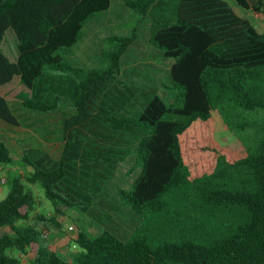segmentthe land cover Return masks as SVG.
Returning a JSON list of instances; mask_svg holds the SVG:
<instances>
[{"label": "trees", "instance_id": "obj_1", "mask_svg": "<svg viewBox=\"0 0 264 264\" xmlns=\"http://www.w3.org/2000/svg\"><path fill=\"white\" fill-rule=\"evenodd\" d=\"M235 1L264 14V0ZM123 2L137 13L136 27L104 39L113 45L102 54L107 68L87 69L71 64L73 48L112 0H0V164L15 162L8 141L17 140L20 162L33 168L29 180L41 184L54 207L52 217L38 214V220L69 230L57 215L89 209L102 188L91 185V169L134 153L141 171L118 191L125 206L144 217L163 211L166 197L184 188L181 200L204 206L229 234L205 244L185 238L153 248L144 237L123 240L108 229L91 235L80 228L75 241L81 250L65 259L48 246L38 224H22L36 197L12 176L0 200V264H22L21 254L28 253L36 264H264V135L256 153L242 142L236 152L214 139L231 121L239 132H255L246 113L264 112V30L228 0ZM148 17L156 22L153 43L174 60L170 77L180 105L154 94L142 110L124 113V96L112 103L103 95L118 82L136 30ZM8 30L18 39L16 60L3 49ZM16 77L26 89L8 99L1 89ZM100 99L105 103L98 105ZM51 143H60L57 154L46 148ZM202 163L210 169L191 179Z\"/></svg>", "mask_w": 264, "mask_h": 264}, {"label": "rangeland", "instance_id": "obj_2", "mask_svg": "<svg viewBox=\"0 0 264 264\" xmlns=\"http://www.w3.org/2000/svg\"><path fill=\"white\" fill-rule=\"evenodd\" d=\"M228 1L238 14L248 18L260 32L264 30V14L246 10L240 7L235 0ZM137 20V13L127 7L123 0H112L108 10L96 16L85 26V36L74 46L73 56L69 61L73 66L87 69L107 68L109 61L106 56L102 57V54L104 51L111 50L113 45L109 41L104 43V39L112 35H126L129 31H133ZM155 25V19L148 17L138 27L136 30L138 36L127 51L121 73L117 78L118 82L107 88L109 96L103 95L106 100L108 98V102L112 103H114V99H118L119 95L124 96L125 101H121L123 105L121 109L124 113H136L142 110L147 99L154 94H160L168 103L180 105L177 100L179 89L174 87L170 77V69L174 60L165 59L162 51L153 43L152 36ZM3 49L11 60L17 59L19 55L18 39L12 30L7 31ZM25 89L20 78L16 77L12 83L1 89V93L8 99H14ZM103 99L99 100L98 105L105 103ZM223 114L226 116V112ZM220 116L222 117L221 113ZM246 116L253 117L252 124L255 126V132L251 133L249 130L239 132L237 123L226 121L229 125L221 127L223 129L214 133V139L221 147L241 152L244 145L251 148L252 152H257L259 140L264 135V112H255L252 115L246 113ZM35 137L29 140L34 142ZM18 138L26 140L27 137L18 136ZM241 142L244 144L242 145ZM8 143L13 149L15 162L0 164V192L8 193L9 178L12 176H20L23 179L26 187L33 190L36 200L35 210L31 217L27 221H22V224L36 223L43 233L48 232L49 236L46 238L48 246L65 259L70 260L71 255L81 250L80 247L73 246L80 228L88 230L91 235H98L102 230L108 229L123 240H128L134 235L144 237L153 248L165 242L180 243L185 238L205 244L211 239H218L229 234L215 215L210 216L204 212V206L191 204L186 198L181 200L184 188L178 194L166 197L167 205L163 211H147L144 217L125 206L118 191L120 188H129L141 171L140 168L134 167L136 164L134 153L122 161L104 160L100 167L91 169V185L96 186L93 181L99 182L102 188L99 193L95 194L94 202L90 208L84 211L75 207L67 209L62 215H57L59 222L68 225V227L74 226L73 230H63L49 221L43 223L38 220L37 215L43 214L52 217L55 214L52 202L47 198L45 190L39 182L29 180L33 168L20 162L21 149L18 141L10 140ZM46 145V148L53 154H57L61 149L60 143ZM108 145H112V143ZM197 145L201 147L206 143ZM195 151L193 150V152ZM197 158L203 160V157L198 156ZM198 161L201 163L200 160ZM205 165L202 163L204 168H199L198 172L192 173L191 179L200 177L210 169L208 164L207 167ZM99 177L104 178L103 182L99 180ZM3 178H6L4 183L2 182ZM1 194L0 200L3 199ZM11 253L14 256H20L16 250ZM21 259L22 264H36L34 256L30 253L21 254Z\"/></svg>", "mask_w": 264, "mask_h": 264}, {"label": "built area", "instance_id": "obj_3", "mask_svg": "<svg viewBox=\"0 0 264 264\" xmlns=\"http://www.w3.org/2000/svg\"><path fill=\"white\" fill-rule=\"evenodd\" d=\"M6 181V178H3L2 179V182L4 183ZM74 229V227L71 225V226H69V230H73ZM48 235H49V233L48 232H45V237H48ZM73 246L75 247V248H78L79 247V245H78V243L75 241L74 243H73Z\"/></svg>", "mask_w": 264, "mask_h": 264}, {"label": "crops", "instance_id": "obj_4", "mask_svg": "<svg viewBox=\"0 0 264 264\" xmlns=\"http://www.w3.org/2000/svg\"><path fill=\"white\" fill-rule=\"evenodd\" d=\"M0 168H1V166H0ZM2 193V194H1ZM0 194L2 195V197L3 198H5L6 197V195H7V193L6 192H0Z\"/></svg>", "mask_w": 264, "mask_h": 264}]
</instances>
